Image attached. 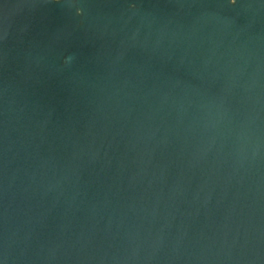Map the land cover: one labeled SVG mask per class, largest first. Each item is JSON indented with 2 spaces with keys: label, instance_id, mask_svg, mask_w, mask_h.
I'll return each instance as SVG.
<instances>
[{
  "label": "water",
  "instance_id": "1",
  "mask_svg": "<svg viewBox=\"0 0 264 264\" xmlns=\"http://www.w3.org/2000/svg\"><path fill=\"white\" fill-rule=\"evenodd\" d=\"M0 264H264V0H0Z\"/></svg>",
  "mask_w": 264,
  "mask_h": 264
},
{
  "label": "clouds",
  "instance_id": "2",
  "mask_svg": "<svg viewBox=\"0 0 264 264\" xmlns=\"http://www.w3.org/2000/svg\"><path fill=\"white\" fill-rule=\"evenodd\" d=\"M233 2H234V0H233Z\"/></svg>",
  "mask_w": 264,
  "mask_h": 264
}]
</instances>
